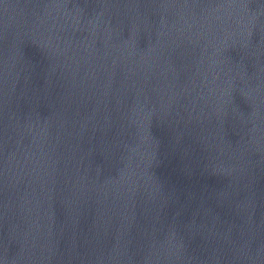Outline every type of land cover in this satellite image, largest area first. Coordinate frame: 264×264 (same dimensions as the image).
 <instances>
[{
	"label": "water",
	"instance_id": "1",
	"mask_svg": "<svg viewBox=\"0 0 264 264\" xmlns=\"http://www.w3.org/2000/svg\"><path fill=\"white\" fill-rule=\"evenodd\" d=\"M0 264H264V0H0Z\"/></svg>",
	"mask_w": 264,
	"mask_h": 264
}]
</instances>
